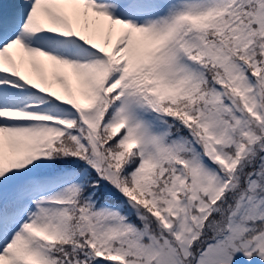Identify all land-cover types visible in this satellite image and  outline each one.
Here are the masks:
<instances>
[{"label": "snow or ice", "instance_id": "1", "mask_svg": "<svg viewBox=\"0 0 264 264\" xmlns=\"http://www.w3.org/2000/svg\"><path fill=\"white\" fill-rule=\"evenodd\" d=\"M0 264H264V0H0Z\"/></svg>", "mask_w": 264, "mask_h": 264}]
</instances>
